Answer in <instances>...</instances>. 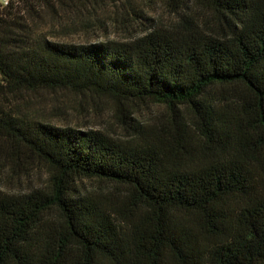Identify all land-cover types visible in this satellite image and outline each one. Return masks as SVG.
<instances>
[{
  "label": "trees",
  "instance_id": "1",
  "mask_svg": "<svg viewBox=\"0 0 264 264\" xmlns=\"http://www.w3.org/2000/svg\"><path fill=\"white\" fill-rule=\"evenodd\" d=\"M160 1L174 21L134 11L144 29L122 17L117 39L81 44L33 14L98 0L0 8V155L46 177L0 188V264H264V0ZM61 93L71 99H43ZM95 99L115 116L126 104L130 121L147 102L166 116L126 139L64 122ZM84 178L120 190H86Z\"/></svg>",
  "mask_w": 264,
  "mask_h": 264
},
{
  "label": "rangeland",
  "instance_id": "2",
  "mask_svg": "<svg viewBox=\"0 0 264 264\" xmlns=\"http://www.w3.org/2000/svg\"><path fill=\"white\" fill-rule=\"evenodd\" d=\"M76 1V0H75ZM99 5L93 7L88 6V9L83 8L78 3H70V6H57L55 11L49 12L45 8H36L37 14L34 19L38 22V28L42 31L54 29L55 31L63 32L58 37L60 41L66 43H89L92 40L117 39L118 34H115L110 24L122 17L128 20L133 19L132 26L136 31L144 29L148 26V22L137 19L135 13H142L146 17L155 20L156 22L169 23L176 19L175 5L174 7H166L163 1L160 0H135L133 6H127L123 9L120 5L113 4L110 0H98ZM21 4L15 9V13L22 19H30L32 14L22 10ZM2 5L0 4V8ZM121 7V8H120ZM43 99L46 102H61L69 101L71 95L61 93L57 95L44 94ZM84 108L81 114H76L70 111L64 122L74 124L86 122L91 128L101 129L107 132L114 138L126 139L130 138L133 133L132 127L136 121L142 123L149 120H159L166 116V108L162 104H154L147 102L146 104H138L136 106L138 115H131L136 121H130V108L125 104L118 116L114 115L115 107L112 101L107 99H95L94 103L87 105L83 103ZM79 117V118H78ZM46 177L44 170L34 166L31 171L26 170L23 163H18L15 167H10L0 155V188L6 191H28L29 189L42 186L45 184ZM80 187L86 190H95L96 192L115 191L120 189L114 184L96 179H86L79 183Z\"/></svg>",
  "mask_w": 264,
  "mask_h": 264
},
{
  "label": "built area",
  "instance_id": "3",
  "mask_svg": "<svg viewBox=\"0 0 264 264\" xmlns=\"http://www.w3.org/2000/svg\"><path fill=\"white\" fill-rule=\"evenodd\" d=\"M9 1H10V0H0V4H1L2 6H5V5L8 4Z\"/></svg>",
  "mask_w": 264,
  "mask_h": 264
}]
</instances>
